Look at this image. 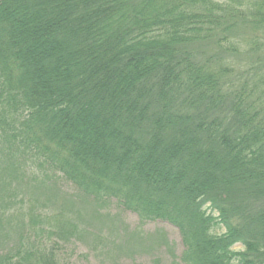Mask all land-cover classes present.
<instances>
[{"label":"trees","instance_id":"trees-1","mask_svg":"<svg viewBox=\"0 0 264 264\" xmlns=\"http://www.w3.org/2000/svg\"><path fill=\"white\" fill-rule=\"evenodd\" d=\"M112 200L182 264H264V0H0V264Z\"/></svg>","mask_w":264,"mask_h":264},{"label":"rangeland","instance_id":"rangeland-1","mask_svg":"<svg viewBox=\"0 0 264 264\" xmlns=\"http://www.w3.org/2000/svg\"><path fill=\"white\" fill-rule=\"evenodd\" d=\"M50 185L58 190L59 198L75 193L63 180ZM57 205L48 207V211L58 207L60 211L61 205ZM95 209L98 211L94 214L90 207L73 201L68 211L81 234L70 239L65 236L64 241L46 237L48 246L55 247L59 264H182L184 247L174 226L162 221L140 224L136 214L121 209L114 200L95 205ZM213 232L220 234L223 230L215 228Z\"/></svg>","mask_w":264,"mask_h":264}]
</instances>
